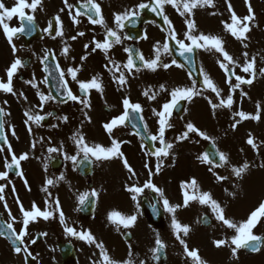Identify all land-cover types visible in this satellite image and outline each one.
<instances>
[{"label":"flooded vegetation","instance_id":"obj_1","mask_svg":"<svg viewBox=\"0 0 264 264\" xmlns=\"http://www.w3.org/2000/svg\"><path fill=\"white\" fill-rule=\"evenodd\" d=\"M28 2L30 3L31 0H28ZM95 2L101 6L106 26L117 30L118 35L121 37V42L113 44L107 56L121 66L120 71L125 73L127 80L125 85H119L114 82V76H118L119 72L111 70L112 65L105 58V53L99 49L95 52L92 51L94 47L93 39L103 42L106 29L89 22V16L92 13H87L84 8L80 7L81 4L87 5V0H68V3L73 6L72 8L65 7L64 0H42L41 5L35 12L25 9L27 14L34 16L32 31L17 34L13 37L12 43L16 48L15 54H13L12 45L8 43L2 28H0V81L7 82L6 69L14 59L19 58L23 62V66L13 76L12 87L15 95L0 90V108H3L6 113L3 117L5 122L4 137L7 142H11L12 139L13 142L24 141L26 138L30 141L38 140L39 146L44 153L47 152L49 147L59 148L63 145L62 152L43 154L47 159L46 167L44 166L45 162H42V160L38 161L40 164L37 166H26L27 176L25 179L27 183H30L28 185L30 193L35 189V197L43 196L41 201L37 202L38 207L42 209L47 200L50 210L54 212L55 216V221L51 222V225L42 226L41 229L43 231L35 232V235H41V239L34 246L33 251L40 247L43 238L48 236L47 231L53 232L52 235H49L51 245L48 248L58 255V264L63 261L60 248L64 244L70 245L75 254L76 261L72 264H93L98 248L95 244H90L64 231V226L59 220V214L54 211L55 205L53 201L59 200L66 223L77 232L88 231L100 242L106 237V233L112 231L114 224L108 221V214L103 209V214L99 212L101 208L99 209L98 194L101 191H105L106 193L117 192L120 196L123 194L127 196L128 192L125 190V185L137 184L142 186L144 179L141 176L142 169L140 166L142 161L146 163L144 157H146L148 151L140 138L128 126V123L134 122L138 115L143 128L147 125L148 131L145 132L143 129L146 135L152 134V129H154L158 121V117L152 115L154 113L153 109L162 110V105L168 101V97H170V93L174 88V80L178 77L181 67L172 64L175 58L170 49V42L174 40L171 38L167 39L169 51L167 53L163 52V43L167 36V26L164 24L163 18L161 17L162 21L160 22L156 12L153 13L150 9H137L140 3L150 4L152 0H95ZM4 3L6 7L11 8L15 0H4ZM62 9L63 11H61ZM173 9L164 6V13L172 21L177 33V39L189 43L184 37V32L187 31V28L177 16L174 17L172 15ZM76 11L84 14L75 16ZM127 11H138L139 14L125 20L124 27L117 29L114 23V15L124 14ZM69 13L72 15L70 16ZM56 16L61 19L62 36H55ZM73 16L79 23H73ZM6 22L11 27L21 26V21L18 17H13L11 20H6ZM45 29H48V31L45 32ZM79 32H83L84 35L78 36L77 33ZM73 36H76L75 40L72 39ZM63 42L69 46L67 55L61 54ZM174 42L176 43V41ZM85 45L89 47L85 48ZM157 47L160 48V65L155 71L145 68L142 64L140 67H135L131 75H129V70L123 68V64L127 62L129 55L128 52H125L126 48L129 50L133 48L136 52L142 53L147 60L155 58ZM46 54H48V59L44 60ZM53 56H55V60H53ZM81 57L87 58L81 60ZM42 60L44 61L43 63H41ZM57 64L60 70L65 73V80L73 94L81 99L87 98L89 107L85 108L83 104L76 101L67 100L62 102L56 98L46 101L43 107H40V99L37 92L44 95L50 94L48 81L47 83H42V81L50 73L53 76ZM163 64H169L170 67L165 69ZM46 67L47 71H45ZM68 68L80 69L77 73L78 81L87 82L93 76L99 74L103 91L97 92L95 89H91L87 97H85L79 89L78 82L73 81L67 75ZM25 81H32L36 84V87L33 88L31 84L25 83ZM161 85H164V90L160 89ZM149 89H151L150 95L158 93L154 100H149L143 95ZM20 93H23V96ZM125 97L129 98L131 103H139L142 107V112L131 114L132 118L125 121L123 125L114 128L111 138L121 142V151L136 175L130 180V174L119 158L96 161L92 157H89L91 167L87 166V169L84 168L90 172L81 174L77 163L84 157L82 152L78 154V149L72 139L73 135L79 131L84 135L89 145L101 144L105 147L110 146L111 139L104 130L103 124L124 112L122 100ZM146 98L149 100L148 103L145 102ZM146 103L152 106L150 114H147L148 124L144 116L148 107ZM28 110H31L34 115L45 116V119L40 121L39 124L31 121L26 122L27 117L24 113ZM49 113L51 115H48ZM85 113L90 118V122L85 119ZM64 116L68 118L66 122L58 119ZM149 119L152 121V126L149 123ZM172 119H174L173 113L170 123H172ZM53 125H56V127H53ZM36 131L37 133H35ZM13 133L15 134L13 135ZM65 154L68 156L76 155L77 161L73 163V161L65 159ZM170 171H172V167L165 165L163 171L154 176L152 182L155 185L157 182L160 183L163 176L168 178ZM60 176L64 178L58 179ZM46 179H52L54 183L48 185V191L44 192L42 189L45 187ZM195 180L199 181L200 179L196 177ZM29 186H32L33 189ZM93 191L97 193L96 196L91 195ZM83 193H88V197H92L94 201L92 213L87 215L81 211V204L78 199ZM34 223L32 222L31 226H34ZM123 228V226H119V229L117 227L118 233ZM28 232V234L34 233L33 231ZM42 233H46V235H42ZM0 240L4 243V248L8 249L6 241L2 238ZM27 245L32 248L31 242L24 241V247ZM84 255L87 256L84 257Z\"/></svg>","mask_w":264,"mask_h":264},{"label":"snow or ice","instance_id":"obj_2","mask_svg":"<svg viewBox=\"0 0 264 264\" xmlns=\"http://www.w3.org/2000/svg\"><path fill=\"white\" fill-rule=\"evenodd\" d=\"M42 0H31L29 3L28 0H15L14 5L11 8L6 7L3 0H0V28H2L3 33L5 37L8 40V43L12 45V51L13 54L16 52L15 45H13V37L17 34H23L25 32H31L32 31V25L34 21V16L27 14L25 12V9L31 10V12H35L36 9L41 5ZM65 7L72 8L73 6L68 3V0H64ZM226 3H228V0H226ZM245 4L247 6L248 14L243 16L242 18L237 16L236 12L233 10L232 5L228 3V11L231 14V23H223L225 31L230 33L235 39L243 42L246 40L247 33L251 30V23L255 20V15L253 8L250 4V0H245ZM165 5H171L174 9L177 10L179 15L185 16V24L187 27V31L184 32L185 40L189 41V43H185L184 40H178L177 39V33L176 30L173 27L172 21L169 19V17L164 13V6ZM214 0H152L151 4L147 3H140L137 6V9H150L153 12H157L158 15H160L163 18L164 24L167 26V36L165 39V42L163 43V52L167 53L169 51V44L167 42L168 38H171L172 40L176 41L180 52L179 54L181 56H184L185 53H191L194 49H205V50H214L216 53H219L220 56L223 58L222 60H218L217 63L219 67L224 70L225 75L227 77L226 83L229 84V94L226 98L221 96V89L216 86L214 81L210 78V76L201 71V75L203 76V85L205 89L211 90V92L215 93L216 98L219 100V103H213L212 100H209V104L211 105L212 109L215 110L217 108H228L231 109L232 105L234 103L232 92L235 89H239L241 85L248 84L251 85L253 83L254 78L256 77V61L255 56H253L251 59L248 58V53H243L244 56V62L243 65L239 64L238 61L234 59V57L229 54V52L224 47V41L221 37L216 35H210V34H204L200 33L199 35H194L193 33L196 31V24L191 17L193 16V10L197 7H214ZM81 8H84L87 13H92V15L89 16V22L94 25H100L101 27H105L106 34L104 37L103 42L97 41L93 39L92 43L94 44V47L92 48V51L95 52L97 49L103 51L105 53V58L108 59L109 64L112 65V71L113 72H119L118 76H114V82H117L119 85H125L127 83L125 73L123 71H120L121 66L117 63H115L111 58L107 56V53L109 49L112 47L113 44H119L121 42V37L118 35L117 30L113 28H108L106 26V22L102 15V10L100 4L96 3L95 0H87V5L81 4ZM63 11V9L61 10ZM84 13L80 11H76L75 16H80ZM138 11H127L124 14H115L114 15V23L116 24L117 29H122L124 27V21L128 20L129 18L138 15ZM71 16L72 14L69 13ZM75 16L72 17L73 23H79L78 20H76ZM13 17H18L21 21L20 27H11L9 23L6 22V20H11ZM55 36H62V25H61V19L59 16L55 17ZM163 30V29H162ZM45 32L48 31V29L44 30ZM78 36H83V32L77 33ZM127 38V37H125ZM146 38V37H145ZM73 40L76 39V36L72 37ZM245 48L247 47V44L243 45ZM88 45H85V48H88ZM69 52V48L66 46L62 50V55H67ZM125 52H128V59L127 62L123 64V68L128 69V74L131 75L132 70L136 67L134 63V57L133 54L130 52L129 49H125ZM53 60H55V56L52 57ZM87 57H81V60L86 59ZM135 58L139 59L143 66L147 69H150L152 71H155L157 67L160 65V48L157 47L155 50V58L153 59H145L142 53L136 52ZM48 59V54L44 56V60ZM44 61L42 60L41 63ZM172 64H175L177 67H180L179 64L175 60L172 61ZM23 66V62L21 59L17 58L14 59L11 65L6 69V75H7V82L0 81V90H2L5 93H12L13 87H12V81L13 76L17 72V70ZM230 66H232L230 68ZM163 67L167 69L170 67L169 64H163ZM240 68V71L246 74L250 75V78L245 79L243 76L237 75L233 68ZM137 71H139L138 68H136ZM45 71H47V67L45 68ZM56 71L60 74V84L64 89V92L66 94V97L68 100L76 101L78 103H81L84 105L85 108L89 107V100L87 98L81 99L77 95H74L71 89L68 87V83L65 80V73L60 70L59 65L56 66ZM80 71L79 68H68L67 69V75L71 77L73 81L78 82L79 89L84 94L85 97H87L89 90L95 89L97 92H102V82L100 80L99 74L96 76H93L90 81H78L77 80V73ZM259 73L261 75H264V68L259 69ZM234 77L236 83H231V78ZM25 83L31 84L33 88L36 87V84L32 81H25ZM42 83H47V77L45 78ZM161 90H164V85L160 86ZM151 89L146 90L143 95H145L149 100H154L156 98V95L158 93H152ZM201 91H197L195 89V84H193L192 87H178L171 91L170 96L171 100L169 102H166L162 105L161 111H156L153 109L154 114L158 117V130L156 134H149L147 136V139L156 142L158 141L160 144V147L155 148L154 151L146 153V155L155 156L158 159V164L156 166V172L158 173L160 168L162 167V160H160L161 157H167L170 154V150L174 147L172 143H169L165 139V132L167 128H171L172 124L170 123V118L172 117L173 110L177 107L179 102L181 100H188L191 101L194 96L201 95ZM21 96H23V93H20ZM37 95L40 99V107L42 108L44 103L46 101L54 99V97L51 94L44 95L43 93L37 92ZM246 95V93L241 92V96ZM207 99V97H205ZM122 104L124 107V112L117 117H114L111 121L106 122L103 124L104 130L109 134V137L111 139V145L108 147H105L101 144H93L89 145L85 137L82 133L77 131L72 137L77 149L78 154L79 152L83 153V157L85 160H88L89 157H93L96 161H104V160H111L114 158H119L123 162L124 168L128 171L129 179L131 180L135 175V171L132 168V166L129 164L128 160L124 157V153L121 151V142L118 141L115 138H111V134L114 130V128L121 126L125 123V121L132 118L131 114L133 113H140L142 112V107L139 103H131L130 99L125 97L122 100ZM260 112H261V106L258 103L257 104V111L256 114H247L243 111H237L233 113L234 117H239L238 120L235 121V123L232 124V128L235 129L236 126L243 120H259L260 119ZM6 115L3 108H0V139H4L5 143L7 144V139L2 135L3 129H4V120L3 117ZM24 115L27 117V121L34 122L36 124H39L40 121L45 119V116L39 115V114H32L31 110H28L24 113ZM48 115H51L49 113ZM58 119L62 121H67V116L59 117ZM85 119H88L90 122V118L87 116V113H85ZM142 119V117H141ZM53 127H56V125H53ZM135 127V125H133ZM186 131H184L181 135L176 137L177 141L185 140L189 138V133H195L196 135L202 137L204 140H209L210 137L202 132L200 129H198L192 122H188L186 125ZM145 132L148 131L147 125L144 126ZM29 131H31L29 129ZM15 133H13L14 135ZM247 144H249L253 150H256L258 145L256 144L254 138L252 137V134L249 133V137L246 141ZM32 147H35V144L32 145ZM142 147H144L142 145ZM213 147H215V144L213 143ZM0 151H3V149H0ZM48 153H56L58 151H63V145H61L59 148L57 147H49L47 149ZM8 152L12 153V149L9 146ZM215 155H218L219 157V163H214L213 160L210 158L208 153H204L197 157L198 160H200L201 163L212 165L213 167H224L226 165H229V158L228 155L224 152H220L217 150ZM28 153L20 154L18 157L15 154L11 155V162L5 161V168L10 169L13 166L16 167V175L20 176L23 179V173L19 170L20 169V162L27 160ZM65 159L73 161L75 163L77 161V156L72 155L68 156L65 154ZM145 168H148V164L146 163ZM250 165L247 161H245L240 166H231V173L236 178H242L243 175L248 171ZM260 167L264 168V163L260 165ZM209 171H212V167L209 168ZM153 173L149 172V179L143 184V186H138L137 184L132 185H125V190L132 194L131 199L133 201H137V197L143 193L144 189H150L151 191L157 193L160 197V200L163 203V208L166 212L173 214L172 220H171V227L173 229V233L176 236V239L179 241V243L183 246L184 253L187 257L191 258L194 261V264H207V261L203 260L197 249H189L187 243L185 240L181 237V233L184 237L188 236L189 232L191 231V228L189 225L181 224L176 216L174 215L178 209L181 207H188L189 204L193 201H197L200 205H206L211 209V212L214 214L215 220L222 224L227 229H231L234 231V235H232L229 238L225 239H219L214 240L213 244L215 247L220 248L222 246H232L231 247V255L233 258L237 257L238 250L240 249H250L251 251H259L261 250V247L264 246V236L256 235L254 233V229L257 227V225L264 220V200H262L259 205L252 210L249 215L247 216L246 220L242 221H234L231 218L226 217L225 214V208L217 201L215 200L212 195L209 192H201L199 185L197 181L193 178L190 182L181 184V189L183 193V203L182 204H171L169 200L164 196V190L157 187L152 182ZM213 175L215 176L217 181H223L227 179L225 176H220L213 172ZM8 177V172H2L0 173V180H6ZM63 176H60L58 179H63ZM54 181L52 179H46L45 181V187L42 189V191L47 192L48 185H52ZM25 186L27 187V181L25 180ZM193 189L194 194H189L186 189ZM4 187L0 185V201L4 200L3 196ZM13 192H15V189H13ZM229 195H234V193H228ZM88 193H83L79 196V203L83 205L85 201L88 198ZM92 196H96L97 193L95 191L91 192ZM17 204L20 205V212L22 213V227L17 233L13 229V224L8 223L6 225L7 230H9L11 237H13V243L19 242V244H24V237L28 234L27 229L30 222H35L37 218H42L44 220H48L53 216V211L49 210L50 205L48 201H45V208L44 210H40V208L33 202L31 206V210H25L22 203L17 199ZM55 208L54 211L59 214V220L60 223L64 226V231L67 234H70L72 236H76L81 240H84L90 244H95L96 247L100 250V259L99 261L94 262V264H133L131 259H126L124 261H116L112 259L107 250L105 249L102 242H98L95 237L88 231L83 232H77L73 227L68 226L66 223L65 215L61 209L59 200L53 201ZM139 205H137V208ZM153 208H155V205H153ZM5 209L9 212V218L10 220H14L15 218L12 217L10 210H8V206L5 203ZM108 221L110 223H113L117 225L118 229L119 226H123L124 228H131L134 226L137 216L136 215H130L125 216L119 211L113 210L108 213L107 217ZM201 220H206V217H201ZM4 234V228L0 227V235ZM42 235H46V233H42ZM31 243H35V240H32ZM156 247L151 249L153 256L155 258L156 254L163 250L165 248L164 242L159 238V235H157V238L155 240ZM14 252L19 254L21 251H24L27 255H31L27 247H24L23 249L21 247H14ZM129 257H131V252H129ZM35 259V257H32ZM140 264H145L144 261H140Z\"/></svg>","mask_w":264,"mask_h":264},{"label":"rangeland","instance_id":"obj_3","mask_svg":"<svg viewBox=\"0 0 264 264\" xmlns=\"http://www.w3.org/2000/svg\"><path fill=\"white\" fill-rule=\"evenodd\" d=\"M214 2L216 3L218 2L221 9L225 12L223 13L222 16L218 14V11L217 13L209 12V15H208L206 14L207 7H203V8L197 7L196 9L193 10V16L191 17V19L195 21L196 28L200 29L202 31L201 33L216 35V36L221 37L224 41L225 49L229 52V54H231L234 57L236 61H238L239 64L243 65V62H244L243 53L247 52L249 59L255 56L256 77L254 78L253 83L251 84L252 86L248 84H244V85H241L239 89L233 90L231 94L233 96L234 103L231 109L227 108L229 120L232 126V124L235 123V121L239 119V117L233 116L234 112L243 111L247 114L254 115L256 114V111H257V104L258 103L260 104L261 112H260L259 120H251V119L243 120L236 126L237 128L236 130L239 133L242 131L241 132L242 135L246 134V130L248 126L250 127L247 134L249 136V133H251L256 144L258 145L256 150H253V148L251 147L252 152L255 154V151H260L261 149L264 151V96H263L264 95V75H261L259 73V69L264 68V0H250V4L254 11L255 20L250 25L251 27L250 32L246 34L248 38L244 40L243 42L235 39L230 33L225 31L224 29L222 22L231 23V14L228 11V3H226V0H214ZM228 2L232 5L233 10L236 12L237 16L242 18L243 16L248 14L245 0H228ZM165 6L168 8H173L171 5H165ZM217 15L219 18H217ZM181 18L185 19V16H181ZM244 44H247L246 48L243 46ZM64 45L66 46L65 43ZM213 51L214 50H211L210 52H213ZM233 70L235 71L237 75L243 76L245 79L250 78L249 74L241 72L240 68L238 67L233 68ZM222 76L224 75L222 74ZM217 83H218L219 88L221 89V96L226 98L227 95L229 94V84L226 83V81L225 82L222 81V87H221L220 77L217 78ZM231 83L235 84L236 81L231 82ZM241 92L246 93V95L241 96ZM145 102L148 103L149 100L146 98ZM147 103L146 105L149 108L147 107L148 112L145 111L144 116L148 124L147 114L148 113L150 114V110L152 109V106H149ZM156 110L160 111V109H156ZM187 110L188 111L191 110L189 104H188ZM203 111L205 112V107H203ZM201 114L202 112H199V115ZM152 115L154 116L155 114L153 113ZM150 120L151 119H149V123L152 126L153 124H152V121ZM158 127L159 126L156 125L154 129H152L153 134H156ZM222 133L224 134V137H228L230 139L231 137L230 131L226 127L225 124L222 126ZM224 143L225 142L221 140L220 146L222 147ZM33 144L34 142L27 141V138L24 141H18V142L14 141L13 142V139H12L11 142H8V144L5 146L3 151H0V173L6 171L5 161H8L10 163L12 154H15L17 157L23 153H28L30 155V153L32 152L31 149H33L32 147ZM230 144L232 145V143ZM9 146L12 149V153L8 152ZM190 150H191L190 148L186 149V151H190ZM174 152L179 157H181L185 153L180 148H176ZM245 156L246 155L243 151L239 153V157H245ZM261 157L257 163H254V160H251V159L248 160L250 161L249 165H250V168L252 167L253 172L249 174L248 177H246V179L242 177L236 180V182L241 183L239 188L237 186L238 188L237 206L230 203L228 207L232 209L229 215L227 214L228 215L227 217L233 219L234 221L239 222L242 220H246L249 213L252 210H254L262 200H264V168L260 167V165L264 163V161L263 162L261 161ZM184 158L186 159V162H188L189 166H187V169L190 172L192 170V167L190 165L191 157L189 155H185ZM148 160L151 161L152 159L148 158ZM26 162L24 161L20 162V171L23 173L24 178H25V175H24L23 165L24 166L27 165ZM186 165L187 163L184 164V166ZM140 167H142V163ZM209 168L210 166L207 164L203 167V170H202L203 176L205 172L208 175V177L213 175V172H215L216 174L220 176H225V177L234 176L231 172L230 174H227V172H224L223 168H212V171H209ZM174 172L176 171L174 170ZM141 174H142V170H141ZM195 176L202 178L200 175H197V174ZM24 178L22 179L20 177L18 179H10L9 177H7L6 180H0V185L3 184L6 186V188L12 191L13 189H15L14 194L16 195V197H14V199L10 198L7 195V189L4 190L3 192L4 200L0 201V211L3 217L5 218V220L13 224V229L17 233L23 226L22 225L23 217H22V213L20 212V205L17 204L16 202L17 199L22 203L25 210H31V206L33 202H35V204L37 205V202H40L41 198L43 197V196L35 197V189L31 193L29 192V189H22V187L24 186V184H22ZM181 179L184 180L183 183L187 182V179H185L184 177L178 178L177 175L172 173L168 178L163 177L162 183L158 184L157 182L158 184L157 187L164 190V196L169 200L170 203L176 204L177 202L175 203V201H178V199H180L181 197L183 198V193L181 189V184H182ZM191 180L192 179H190V181ZM230 183H232L231 180H230ZM229 187H230V184L229 185L226 184L225 180L217 181L216 184H213L211 181L207 182L206 180H204V185L200 186L199 188L201 192H209L210 194H214V192H216L217 197L220 199H223L222 194H224V192L225 193L229 191L231 193L234 192V190H229L230 189ZM31 189H33L32 186H31ZM186 191H188L189 194H194V191L192 189H186ZM121 196L123 198L124 194ZM121 196L117 192L106 193L105 191H101L98 194V203L103 202V199L105 200H104V203H101L99 207V209L100 208L101 209L99 212L103 214V211L107 213L113 210L120 211L122 213L130 211L132 206L130 204L129 199H126V198L122 199ZM5 203L7 204L8 210H10L12 217L15 218L14 220H10L9 212L5 209ZM44 208H45V204L40 210H44ZM199 209L203 210L204 212H208V211L211 212V209L208 206L200 205L197 201H193L189 204L188 207H181L180 209H178L175 216L182 225L186 224L190 226L191 221H189L188 219L193 218L194 220L197 214H199ZM130 214L136 215L135 212H132ZM54 218H55L54 214L48 220H44L38 217L34 223V226H31L32 222H30L29 227L27 229V233H29L28 231H33L34 233L27 234L24 237V241L29 242L33 238L35 232H38L40 230L43 231L41 227L42 226L45 227V225H48V224L51 225V222L55 221ZM171 220H172V217L170 216H168V218L166 217V220L163 225V229L168 226L166 230L168 240H169V235L171 234L175 245L180 247L182 245L179 243V241L176 239L175 234L173 233V229L171 227ZM137 223L138 224L136 225V228L133 231L131 230L135 239L133 238L134 240L132 239L130 243L125 244L126 248L127 247L129 248V245L135 247V248L132 247L133 249L131 250V257L128 259H131L133 263L135 262L134 264H140V261H143V258L145 257V264H149L145 253H147L150 248V242L152 246V242L156 240V237H152V234H153L151 232L152 228H150L153 226H149L148 224H146L144 221H142V218H140V221L139 222L137 221ZM192 229L189 232L188 236L184 237L182 233L180 235L187 243L189 249L190 250L197 249L200 257L203 260L207 261V264H264V249L260 254L256 256H248L250 258H247L245 261L243 260L241 262L240 256H242L243 254L241 249L238 250V256H239L238 259L234 258V260H230V258L232 257L231 255L232 246H222L219 249L215 247L213 244V241L223 239L219 231L226 230L225 238H229L232 235H234L233 230L227 229L226 227H225V230H223L221 228L220 223L217 221H215L214 226L210 229L199 228V229H194L193 231ZM150 232L152 234H150ZM254 233L256 235L259 233L264 235V220H262L257 225V227L254 229ZM47 234L48 236L44 238L40 247H38L32 254L35 257L36 264H52L51 262L53 259L57 261V254L54 251L49 250L48 248L51 245L50 243L51 239L49 235H52L53 232L47 231ZM107 234H109V232L106 233V235ZM163 234L164 232L162 231L159 238L164 242ZM147 240L149 243L145 244ZM143 241H144V245L140 247V243ZM102 242H104V239H102ZM104 243H106V241ZM144 246H145V251H144ZM172 248H173L171 249L172 258L168 264H194V261L191 258L186 256V254L184 253V250L181 255H179V253L177 255L176 253L177 251H174L175 247H172ZM116 251L119 252L118 246H116ZM214 254H215V257H214ZM86 256L87 255H84V257ZM127 256H128V253H126L125 257ZM0 264H24L22 253L17 254V253L8 251L7 248H4V243L0 240Z\"/></svg>","mask_w":264,"mask_h":264},{"label":"water","instance_id":"obj_4","mask_svg":"<svg viewBox=\"0 0 264 264\" xmlns=\"http://www.w3.org/2000/svg\"><path fill=\"white\" fill-rule=\"evenodd\" d=\"M88 209H89V207H88ZM88 209H87V210H88ZM27 264H33V262L31 263V260H28V261H27Z\"/></svg>","mask_w":264,"mask_h":264}]
</instances>
